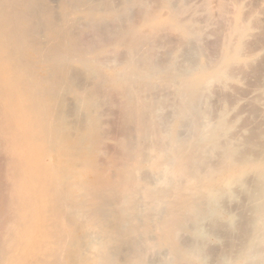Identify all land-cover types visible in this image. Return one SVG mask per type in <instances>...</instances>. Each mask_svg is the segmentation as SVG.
<instances>
[{
	"label": "bare ground",
	"instance_id": "obj_1",
	"mask_svg": "<svg viewBox=\"0 0 264 264\" xmlns=\"http://www.w3.org/2000/svg\"><path fill=\"white\" fill-rule=\"evenodd\" d=\"M243 3L0 0V264H264ZM244 58L259 126L232 138Z\"/></svg>",
	"mask_w": 264,
	"mask_h": 264
},
{
	"label": "rangeland",
	"instance_id": "obj_2",
	"mask_svg": "<svg viewBox=\"0 0 264 264\" xmlns=\"http://www.w3.org/2000/svg\"><path fill=\"white\" fill-rule=\"evenodd\" d=\"M239 1L244 2L243 3L244 5H242V6H245V8L242 7V11L243 10L245 11V12L244 11L242 12V17L245 16L244 19H248L246 17H249V18L252 17L251 18L252 20H254V18H256V21H258L259 19H260L259 21H261V22H259L258 26H257V23L258 22L256 23V22H254L255 21L254 20L253 23H252V21H251L252 26H253V24L256 23L255 26H253V27H257V28L255 29V28H253L251 26L250 34L245 39V41L247 42V44L245 43V48H246L245 52L247 53V51H248L247 54H249V53L250 54L251 53H255L257 55L258 59H262L260 57V56H262L263 57L262 60L264 61V56H263L264 55V52H263L264 51V29H263L264 28L263 27L264 25L262 24L264 22V10H263L264 9V0H239ZM251 12H252V14H253L254 17L252 16ZM256 15H257V17H256ZM253 46L255 47V49H254ZM250 51H252V52H250ZM245 52H244V55L246 54ZM244 57L246 58L247 56L245 55ZM241 62H242V64H239ZM241 62H238V64L235 63L234 64L235 66L232 67V70L234 68L233 72L234 71L236 73L238 72L237 75H236L237 78H238V81L232 83L231 84L232 87H230L229 89L226 88L227 89L226 90V94L232 93V96L234 95V96L238 97V98L235 97L236 98V101L237 100L238 101L236 102V104L233 107V109H231V112H229L230 115L228 114V117H229L228 119H230V120L233 119L235 122L237 121L235 123V125H234L236 127H233V129L230 132L231 134H228V137H229L233 133V137L230 136L232 138H235V137L237 138V136H235L237 134H238V137L240 136L239 134H241V136H243V135L244 136H247L245 134L247 132L250 133L249 127H251V126L252 127L259 126V124L257 125L258 119H257V116L253 112V107H255V105H256V101H254V100L260 98L259 96L262 93L259 94L261 91L258 89L257 85L255 84L256 83V80H255V78H253L254 75L252 76V73H253V72H251L252 65L249 63L250 65L248 64V68L246 69L245 66H247L248 61L245 59V60H242ZM244 62H247V63H244ZM243 65H244V67H243ZM249 66H251V70L249 69L250 68ZM240 77H241V79H239ZM235 83H237L238 85H236ZM214 84H212V87L210 86L212 89H210L211 91H209L210 92L209 93L210 94L209 95L210 96V98H209L210 100L208 102L209 106L211 107V109L209 107V109H210L209 111L212 110L213 116L216 114L215 113L216 112V109H218V107H219L218 106L220 104L219 101H221L220 98H222V95L223 96L225 95V94H223L225 92L224 89H223V87H220L219 84L218 85L217 84L214 85ZM253 87H254V89H253ZM233 92H234V94H233ZM258 106L260 107L259 109L260 110H263V112H264V109H263L264 108L263 107L264 105H261V103H260V105H258ZM261 106L263 108H261ZM166 108L168 109V107H165L164 110ZM167 109H166V111L163 110L164 113H162V114L163 115H166L167 114V117H168V115H169L168 114L169 113L168 111H170V109H168V111H167ZM166 112H168V113H166ZM209 113H210V115H212L211 112H209ZM246 130H248V131H246ZM245 131H246V133H245Z\"/></svg>",
	"mask_w": 264,
	"mask_h": 264
}]
</instances>
